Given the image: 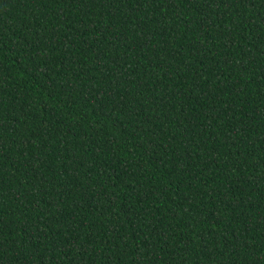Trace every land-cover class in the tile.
Here are the masks:
<instances>
[{"label": "trees", "instance_id": "trees-1", "mask_svg": "<svg viewBox=\"0 0 264 264\" xmlns=\"http://www.w3.org/2000/svg\"><path fill=\"white\" fill-rule=\"evenodd\" d=\"M0 264H264V0H0Z\"/></svg>", "mask_w": 264, "mask_h": 264}]
</instances>
